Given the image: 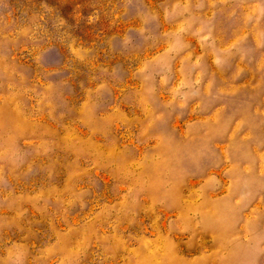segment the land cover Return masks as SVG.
<instances>
[{
	"label": "rangeland",
	"instance_id": "rangeland-1",
	"mask_svg": "<svg viewBox=\"0 0 264 264\" xmlns=\"http://www.w3.org/2000/svg\"><path fill=\"white\" fill-rule=\"evenodd\" d=\"M0 264H264V0H0Z\"/></svg>",
	"mask_w": 264,
	"mask_h": 264
}]
</instances>
